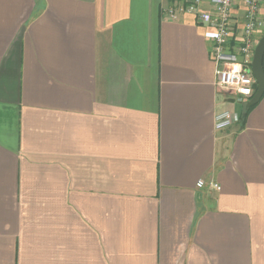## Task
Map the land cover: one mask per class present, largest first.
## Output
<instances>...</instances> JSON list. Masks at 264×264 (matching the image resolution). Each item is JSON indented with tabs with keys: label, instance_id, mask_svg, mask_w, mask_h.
Listing matches in <instances>:
<instances>
[{
	"label": "crops",
	"instance_id": "0c3cea01",
	"mask_svg": "<svg viewBox=\"0 0 264 264\" xmlns=\"http://www.w3.org/2000/svg\"><path fill=\"white\" fill-rule=\"evenodd\" d=\"M180 1L0 0V264H264V94Z\"/></svg>",
	"mask_w": 264,
	"mask_h": 264
},
{
	"label": "built area",
	"instance_id": "2783aa9c",
	"mask_svg": "<svg viewBox=\"0 0 264 264\" xmlns=\"http://www.w3.org/2000/svg\"><path fill=\"white\" fill-rule=\"evenodd\" d=\"M236 7L243 10L241 22L233 19ZM177 13L193 14L196 22L204 27L203 37L211 43L215 88L230 92L239 100L250 99L255 92L251 62L258 43L256 33L264 28V0H182L163 11L168 18ZM237 121L235 113L225 112L217 116V127L229 126ZM207 185L210 189H220L214 182ZM196 186L203 188L205 182L199 181Z\"/></svg>",
	"mask_w": 264,
	"mask_h": 264
},
{
	"label": "water",
	"instance_id": "95a60500",
	"mask_svg": "<svg viewBox=\"0 0 264 264\" xmlns=\"http://www.w3.org/2000/svg\"><path fill=\"white\" fill-rule=\"evenodd\" d=\"M263 57H264V34L258 40L254 49V54L251 62V73L255 80L256 90L253 96L246 102L245 108H249L258 103L264 94V70H263Z\"/></svg>",
	"mask_w": 264,
	"mask_h": 264
},
{
	"label": "rangeland",
	"instance_id": "374dc122",
	"mask_svg": "<svg viewBox=\"0 0 264 264\" xmlns=\"http://www.w3.org/2000/svg\"><path fill=\"white\" fill-rule=\"evenodd\" d=\"M258 35V40L261 38V36L264 34V28L261 29L260 31L257 32Z\"/></svg>",
	"mask_w": 264,
	"mask_h": 264
},
{
	"label": "trees",
	"instance_id": "16d2710c",
	"mask_svg": "<svg viewBox=\"0 0 264 264\" xmlns=\"http://www.w3.org/2000/svg\"><path fill=\"white\" fill-rule=\"evenodd\" d=\"M256 87H257V86H256V84H255V90H256ZM252 107H253V106L247 108V109L244 111V115L241 117V118H243V119H242L243 121H244L245 113L248 112Z\"/></svg>",
	"mask_w": 264,
	"mask_h": 264
}]
</instances>
